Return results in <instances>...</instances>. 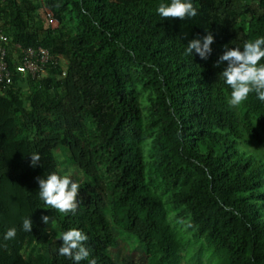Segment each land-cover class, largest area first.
Masks as SVG:
<instances>
[{
	"label": "trees",
	"instance_id": "16d2710c",
	"mask_svg": "<svg viewBox=\"0 0 264 264\" xmlns=\"http://www.w3.org/2000/svg\"><path fill=\"white\" fill-rule=\"evenodd\" d=\"M167 2L0 0L13 75L0 86V264H75L58 253L73 228L88 235L80 264H136L112 256L117 232L141 264H182L188 246L187 264H264V101L231 107L227 62L217 66L225 47L264 36V0H194L183 20L157 14ZM208 32L209 58L185 55ZM39 48L52 56L45 73L19 74ZM55 151L84 175L72 176L75 212L38 195V177L62 173Z\"/></svg>",
	"mask_w": 264,
	"mask_h": 264
},
{
	"label": "clouds",
	"instance_id": "9594fccd",
	"mask_svg": "<svg viewBox=\"0 0 264 264\" xmlns=\"http://www.w3.org/2000/svg\"><path fill=\"white\" fill-rule=\"evenodd\" d=\"M156 11L163 18L172 17L181 20L198 14L194 0H170V2L161 3ZM214 41L215 36L212 32L202 37L198 35L189 41L185 55L191 56L195 52L201 59L207 60L213 52ZM261 61H264V36L245 41L242 47H225V51L219 56L217 66L227 62L222 77L231 89L230 97L227 99L231 107H238L253 93L260 101H264V62ZM40 161L39 153L31 154L33 167H36ZM37 183L38 195L46 205L61 213L75 212L78 206L80 184L72 178L71 174L54 171L46 176L38 177ZM42 220L47 224L49 216H43ZM22 228L25 232L32 231L31 217L23 220ZM16 233L15 227L10 228L4 234V239H13ZM60 240L63 243L58 249L59 255L69 257L75 264H80L89 256V250L85 246L88 235L83 230L69 229L61 234Z\"/></svg>",
	"mask_w": 264,
	"mask_h": 264
},
{
	"label": "rangeland",
	"instance_id": "374dc122",
	"mask_svg": "<svg viewBox=\"0 0 264 264\" xmlns=\"http://www.w3.org/2000/svg\"><path fill=\"white\" fill-rule=\"evenodd\" d=\"M59 154V155H58ZM55 155L57 156V159L59 160V163H60V170L62 171V173H69L71 174V176H76L81 182L83 181L84 179V175L83 173L80 172V170L74 165H69V163H71L72 161L68 160L61 155V153L58 151H55ZM68 163L67 166L64 165ZM73 163V162H72ZM53 223H56V221H54ZM49 227V230L52 231V233L54 234L53 236V239H54V242H57V238L58 235L60 234L58 230V226L56 224H49L48 225ZM56 234H58L56 236ZM117 237H118V240H119V246L112 250V256L115 258L116 261L118 262H122L124 259H126L128 262H134L136 264H141V263H144V259H145V254L143 252H141V250L135 248L134 246H131V240H129V238L127 237H123L120 233L117 232ZM27 249L26 248L24 250V254L28 257V254H27ZM189 249H190V246L186 247V251H184L183 253H185V257L188 258V253H189ZM185 260L189 263L188 259ZM207 258V257H206ZM184 260V262L182 264H187L186 261ZM202 264H209L208 263V260L205 261L203 259L202 261Z\"/></svg>",
	"mask_w": 264,
	"mask_h": 264
},
{
	"label": "built area",
	"instance_id": "2783aa9c",
	"mask_svg": "<svg viewBox=\"0 0 264 264\" xmlns=\"http://www.w3.org/2000/svg\"><path fill=\"white\" fill-rule=\"evenodd\" d=\"M54 24L56 22L54 21ZM7 40V38H4ZM7 55V49L0 50V86L3 84H11L13 75L11 71L6 70L4 59ZM52 56L50 52L44 48L39 50L30 49L24 53V61L18 67V73L24 76L37 77L45 72L47 65L51 62ZM65 74V73H64Z\"/></svg>",
	"mask_w": 264,
	"mask_h": 264
}]
</instances>
